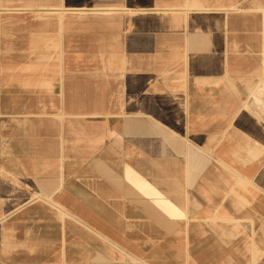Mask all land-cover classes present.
Instances as JSON below:
<instances>
[{"label":"crops","instance_id":"0c3cea01","mask_svg":"<svg viewBox=\"0 0 264 264\" xmlns=\"http://www.w3.org/2000/svg\"><path fill=\"white\" fill-rule=\"evenodd\" d=\"M163 2L0 9V264H264V0Z\"/></svg>","mask_w":264,"mask_h":264},{"label":"rangeland","instance_id":"374dc122","mask_svg":"<svg viewBox=\"0 0 264 264\" xmlns=\"http://www.w3.org/2000/svg\"><path fill=\"white\" fill-rule=\"evenodd\" d=\"M59 1L62 2V4H58L59 6H56L57 8L60 7L61 10L59 12H63L62 16H65L67 14H73L75 15L79 21H95V22H101V21H110L113 22L115 19H118V17H122V19H125L127 22L134 21V18L137 16L142 17V23L144 25H149L150 22H165L166 16L169 14L168 12H184L181 10L178 11H168L166 6V2H163L165 0H0V9H9V8H30L34 12H41V15H54L57 14L53 11L46 12L44 10L45 7H48L47 5H53L58 3ZM45 4H47L45 6ZM98 4H104V5H116V6H105L110 8L117 7L118 10L115 11H100L95 10L97 7L99 8ZM97 6V7H96ZM38 7H42L41 9H38ZM64 7V8H63ZM83 7V8H82ZM86 7V10H85ZM189 7V6H188ZM126 8H132L133 10H129L126 12H123L122 9ZM135 8V9H134ZM139 8H146L149 9L148 12L139 11L137 9ZM158 8L159 11H156L155 9ZM68 9V10H63ZM77 9V10H76ZM82 9V10H80ZM94 9V10H92ZM44 10V11H43ZM74 10V11H73ZM92 10V11H91ZM68 11V12H67ZM87 11V12H86ZM135 11H138L135 14ZM115 12V13H114ZM198 14L206 12L204 9L202 11H197ZM173 15V13H170ZM144 34H150L151 31L144 30ZM159 47L160 53H163V49L166 48V38H167V31L166 30H159ZM144 46H146V43L144 42Z\"/></svg>","mask_w":264,"mask_h":264},{"label":"bare ground","instance_id":"6f19581e","mask_svg":"<svg viewBox=\"0 0 264 264\" xmlns=\"http://www.w3.org/2000/svg\"><path fill=\"white\" fill-rule=\"evenodd\" d=\"M47 4H45V6H46ZM48 7H45L44 8V10L46 11V12H51V11H53V12H58V11H60L61 10V8L60 7H56V6H58V4L56 3V4H53V5H51V7H50V5H47ZM98 6H100L99 8L97 7V9H95V10H100V11H103L104 10V12L105 11H115V10H118L117 9V7H113V8H110V7H105V6H116V5H104V4H98ZM42 7H38V9H41ZM64 8V7H63ZM83 8V7H82ZM43 10V11H44ZM63 10H68V9H63ZM77 10V9H76ZM80 10H82V9H80ZM85 10H86V7H85ZM92 10H94V9H92ZM91 10V11H92ZM131 11V10H133L132 8L130 9V8H126V9H122V11L123 12H126V11ZM197 10V9H196ZM74 11V10H73ZM62 12V11H61ZM68 12V11H67ZM87 12V11H86ZM115 13V12H114ZM63 14V13H62ZM41 196V195H40ZM44 199V198H43Z\"/></svg>","mask_w":264,"mask_h":264}]
</instances>
